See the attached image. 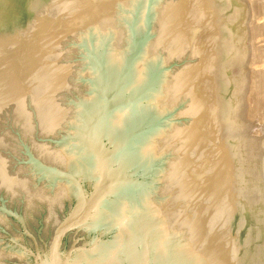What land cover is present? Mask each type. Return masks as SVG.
Wrapping results in <instances>:
<instances>
[{"label":"water","instance_id":"water-1","mask_svg":"<svg viewBox=\"0 0 264 264\" xmlns=\"http://www.w3.org/2000/svg\"><path fill=\"white\" fill-rule=\"evenodd\" d=\"M51 53L0 264H264V0H77Z\"/></svg>","mask_w":264,"mask_h":264},{"label":"rangeland","instance_id":"rangeland-1","mask_svg":"<svg viewBox=\"0 0 264 264\" xmlns=\"http://www.w3.org/2000/svg\"><path fill=\"white\" fill-rule=\"evenodd\" d=\"M76 1L0 0V129L52 91V38Z\"/></svg>","mask_w":264,"mask_h":264},{"label":"bare ground","instance_id":"bare-ground-1","mask_svg":"<svg viewBox=\"0 0 264 264\" xmlns=\"http://www.w3.org/2000/svg\"><path fill=\"white\" fill-rule=\"evenodd\" d=\"M38 28V27H37ZM6 54V53H5Z\"/></svg>","mask_w":264,"mask_h":264}]
</instances>
